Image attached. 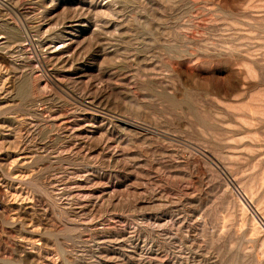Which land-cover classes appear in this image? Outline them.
Segmentation results:
<instances>
[{
  "label": "rangeland",
  "instance_id": "1",
  "mask_svg": "<svg viewBox=\"0 0 264 264\" xmlns=\"http://www.w3.org/2000/svg\"><path fill=\"white\" fill-rule=\"evenodd\" d=\"M0 264H264V0H0Z\"/></svg>",
  "mask_w": 264,
  "mask_h": 264
}]
</instances>
